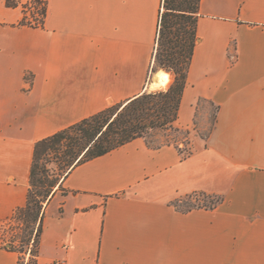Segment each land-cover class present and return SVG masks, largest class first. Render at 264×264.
Instances as JSON below:
<instances>
[{
    "label": "crops",
    "instance_id": "0c3cea01",
    "mask_svg": "<svg viewBox=\"0 0 264 264\" xmlns=\"http://www.w3.org/2000/svg\"><path fill=\"white\" fill-rule=\"evenodd\" d=\"M46 1L31 27L0 0V226L27 202L38 140L150 91L162 70L163 0ZM197 33L174 123L186 136L75 166L46 203L37 264H264V0H201ZM203 101L217 107L206 136ZM200 193L222 202L175 204ZM20 255L0 233V264Z\"/></svg>",
    "mask_w": 264,
    "mask_h": 264
},
{
    "label": "trees",
    "instance_id": "16d2710c",
    "mask_svg": "<svg viewBox=\"0 0 264 264\" xmlns=\"http://www.w3.org/2000/svg\"><path fill=\"white\" fill-rule=\"evenodd\" d=\"M6 1L11 7H17L21 3V0ZM31 1L37 7L42 5L40 20L44 25L47 1ZM200 2L201 0L162 2L155 60L161 69L173 75V82L168 89L144 92L126 103L112 105L35 143L27 202L15 211L11 219L22 220L27 227L37 224L34 240L36 248L31 250L33 264H37L39 255L46 203L55 194L56 187H62L61 174L50 167L51 163L56 162L61 170H67V176L82 162L104 155L135 138L146 137L145 133L149 129L174 127L198 40ZM19 25L38 27L27 19L25 13ZM155 70L153 68V71ZM199 195L215 198L206 193ZM182 201H176V206L182 211H189L194 208L213 209L222 199L218 197L216 200L212 199L211 204L187 207L180 205ZM10 245L14 248L13 243ZM15 250L20 254L24 252L22 249Z\"/></svg>",
    "mask_w": 264,
    "mask_h": 264
},
{
    "label": "rangeland",
    "instance_id": "374dc122",
    "mask_svg": "<svg viewBox=\"0 0 264 264\" xmlns=\"http://www.w3.org/2000/svg\"><path fill=\"white\" fill-rule=\"evenodd\" d=\"M159 65L157 62L155 63L154 69H159ZM152 89V91L164 90L163 88ZM202 107L204 108V118L205 122L200 127V132L202 135L206 136L214 123L216 117V106L209 102L203 101ZM147 140L153 145H160L164 142L175 141L178 139H183L186 136L184 131H177L173 128H154L149 129L145 133ZM50 167L55 170L56 173H60V182L62 183L66 177L67 170L63 171L58 167L56 162L50 164ZM63 187L59 189V186L56 187V191L62 190ZM215 198L204 197L202 195H192L188 197H183V201L180 202L182 207L193 206V205H204L211 204V200H216L217 196H212ZM34 226L27 227L26 223L22 220H14L8 221L0 226V233L4 240L13 243L15 249H22L24 252L20 255V263L19 264H33L34 257L31 255V250L36 248L35 245V228L37 224H33Z\"/></svg>",
    "mask_w": 264,
    "mask_h": 264
},
{
    "label": "built area",
    "instance_id": "2783aa9c",
    "mask_svg": "<svg viewBox=\"0 0 264 264\" xmlns=\"http://www.w3.org/2000/svg\"><path fill=\"white\" fill-rule=\"evenodd\" d=\"M20 5L23 8V14L24 13L26 14L27 19L31 21V23L38 25V27L43 26V23L40 20V18L42 17V14H40V9L42 8V5H39V7H37L36 4H34L33 1L31 0H21L19 6ZM55 264H64V263L59 261L56 262Z\"/></svg>",
    "mask_w": 264,
    "mask_h": 264
},
{
    "label": "bare ground",
    "instance_id": "6f19581e",
    "mask_svg": "<svg viewBox=\"0 0 264 264\" xmlns=\"http://www.w3.org/2000/svg\"><path fill=\"white\" fill-rule=\"evenodd\" d=\"M157 77L158 80L155 82L152 81L153 83L150 85L153 89L163 88L167 84L170 74L168 71L162 69L157 73Z\"/></svg>",
    "mask_w": 264,
    "mask_h": 264
}]
</instances>
